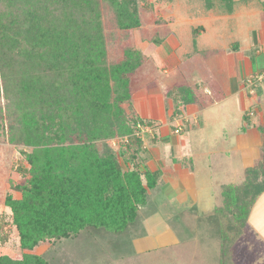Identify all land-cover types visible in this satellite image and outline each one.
<instances>
[{"label": "trees", "instance_id": "trees-1", "mask_svg": "<svg viewBox=\"0 0 264 264\" xmlns=\"http://www.w3.org/2000/svg\"><path fill=\"white\" fill-rule=\"evenodd\" d=\"M203 1L207 10L215 8V0ZM236 1L220 0L221 14L235 13ZM104 3L118 29L142 26L140 5L147 0H0V99L5 100L0 127L7 119L9 141L31 148L22 153L28 166L16 168L24 178L16 183L20 195L9 191L5 197L21 257L0 253V264H52L33 251L43 242L93 230L126 234L160 183V170L141 171L137 161L140 152L147 155L137 133L153 122L131 104L132 77L147 55L125 45L119 58L110 60ZM259 3L264 9V0ZM168 92L176 107L173 117L199 100L190 86ZM114 137L121 139L119 154L111 144ZM261 149L262 158L246 169L241 183L223 186L215 208L240 229L264 192V138ZM2 222L0 239L6 242L7 222ZM227 236L221 242L223 264L237 238L228 242Z\"/></svg>", "mask_w": 264, "mask_h": 264}, {"label": "rangeland", "instance_id": "rangeland-1", "mask_svg": "<svg viewBox=\"0 0 264 264\" xmlns=\"http://www.w3.org/2000/svg\"><path fill=\"white\" fill-rule=\"evenodd\" d=\"M241 1H236L235 12L239 9L243 12L231 16L221 14L220 0H215L212 10L206 9L203 0H147L140 5L142 26L131 31L118 29L113 13L103 4L110 60L119 58L120 48L125 45L142 48L147 59L133 74L134 90H138L141 97L146 95L148 106L156 111H160L156 94H163L161 98L170 101L171 111L163 124H166V132L177 135L180 142L174 145L171 138L160 133L159 149L153 147L158 152L157 162L169 164L174 161L171 157L174 156L185 163L191 152L196 171H183L188 179L182 178L185 185L182 201L178 196H165L158 186L152 189L149 204L139 208L138 221L126 234L120 236L103 230L83 232L55 244L43 242L33 250L35 253L43 254L52 264H223L221 242L228 235V242L231 237L237 238L231 242V258L225 264H264V193L242 229L237 223L226 222L225 214H219L215 209L222 202L223 186L242 182L246 165L243 156L246 153L253 155L250 149H236L233 139L239 135L241 145H245V132L249 134L251 144L253 135L249 130L257 128V150L249 165L253 166L262 158L264 87L260 86L264 83L259 84L264 81V70L257 76L263 75L262 79L247 77L242 60L249 55L264 61V50L260 53L261 58L255 47L252 50L258 31L264 39V9L259 0L253 5L241 4ZM237 43L240 46L235 48ZM174 52L178 57L175 60ZM198 74L203 75L201 84L196 82ZM251 80L256 84L250 85ZM244 83L250 85L249 94L240 88ZM204 84L210 91L202 90L201 93L199 88ZM177 85L190 86L196 89L198 97L205 99L204 106L198 105V109L204 107L198 112V119L191 117L188 123L181 122L179 134L175 133V119L180 116H172L176 107L168 94ZM225 94L230 98L220 102ZM248 95L253 97L254 104H250ZM133 98L132 95L131 100ZM3 102L1 97L0 104ZM131 104L135 109L133 101ZM250 106L256 114L255 126L252 119L246 122L242 119ZM1 120L0 233L4 219L7 223L3 232L8 234V239L6 242L0 239V253L20 258L17 230L8 217L11 209L6 205L5 197L9 191L16 197L20 195L16 183L23 182L24 178L16 168L23 162L28 166L22 153L31 148L10 142L11 125L7 119ZM144 133L138 135L145 138L144 143L152 144L150 133ZM120 140L118 137L111 139L118 154L121 152L118 148ZM145 156V153H139V167L145 163L142 161ZM154 170L160 169L150 171ZM164 180L167 178L161 176L160 181Z\"/></svg>", "mask_w": 264, "mask_h": 264}, {"label": "crops", "instance_id": "crops-1", "mask_svg": "<svg viewBox=\"0 0 264 264\" xmlns=\"http://www.w3.org/2000/svg\"><path fill=\"white\" fill-rule=\"evenodd\" d=\"M246 9H248V8H246ZM242 12L243 11L241 9H239V11L233 13L231 16L238 15V14H240ZM256 39L257 40H255V43H254V46L252 47V50L255 47L256 48V53L259 54V56L261 58L262 55H260V53L264 50V39H263V36H262L260 31H258ZM237 46H240V43L239 44L237 43L234 47L237 48ZM236 51H233V52L235 53ZM256 53H254V54L257 55ZM173 55H174V60L178 58L176 56L175 52L173 53ZM169 57L171 58L172 55L170 54ZM169 61H171V60H169ZM242 62H243V65H244V69L247 72L246 76L247 77H251V76L254 77L255 76L254 80L257 79V76L260 73V71L264 70V65H263L264 61L261 60V59L260 60L259 59L255 60L254 56L250 57L249 55L248 56L245 55L243 57ZM196 78H197L196 82H199L200 84H201V82H204V80L201 79V78H203L202 74H198ZM262 83H264V81H261L259 86ZM194 84H195V82H194ZM248 86H250V85H248V84L246 85V83H244V85H242L240 88H242V90L245 89L246 92L248 91V94H249L250 93L249 92V88L250 87H248ZM261 87H264V86H260V88ZM194 90L196 91V89H194ZM202 90H203V92L210 91V89L205 84L200 86L199 91H201V93H202ZM239 91H240V89H238V91H236V92L238 93ZM156 96L158 97L160 111L159 110L156 111L155 108L152 109V107L148 106L147 96L146 95L144 97L143 96L141 97V96H139L138 90H134V92H133V97L134 98H133L132 101H133V103L135 105L134 106L135 107V111L137 113H139L142 118H145V119L153 122L152 125H149V127L152 126L151 130L144 133V134H149L150 133L149 135H151V139H152L153 142H152V144H146L145 143V147L147 148V152L146 153L148 155V159L145 161V163H143L140 166V168L144 169V170H147V171L148 170H152V169H160L161 172H163L162 176L167 178V180H164L162 182L160 181L161 183L158 184V187L161 190V192H163L165 194V196H169V197L178 196V198L180 199L179 201H182L183 197L181 195L185 196V193L183 192V189H185V185H184V181L182 180V178L184 177L186 179V181L188 179L187 175L185 176V174H183L184 173L183 171L189 169L192 172H195L196 171V167L194 165V162H193L194 159H193V155L191 154V152H189L190 155H188L189 156V161L185 162V163H181V162H179V160L174 159V156H171L174 161L173 162L170 161L169 164L165 163V165H161L159 162H157L158 159H159V157L156 159V157L158 155V152H156V150L153 149V147H156L157 149H159V147H158V144L160 143L159 142V137L161 138L162 135L168 136L169 138H171L172 144H174V145H177L180 141H179L177 135H171L170 133L166 132L167 131L166 124H163L164 121H167L166 120L167 116L169 115V113L171 111L170 110V105H169L170 101H167L166 98H161V97H163V94L161 95V94L158 93V94H156ZM262 96L264 97V93H263ZM248 97H249L250 104H254L255 102H253L254 101L253 97H250V95H248ZM258 97H259V95H257V99H258ZM229 98H230V95H226L225 94V95H223V97H221L220 102L228 100ZM198 99H199L198 102H194V103H190V104L181 106V109H180L181 112L178 115V117L180 116L179 118L181 120L180 119H177V120L175 119V122L177 123L176 127H177V125L180 126L179 124H181V122H183V121L184 122L186 121L188 123L190 121L191 117H195V118L198 119V117H199L198 116V112L200 110L204 109V107L202 109H200V108L198 109V105L202 106L203 105L202 102H204V100H205L204 97H202V96L198 97ZM172 102H173V100H172ZM190 108H192V110H189ZM157 109H158V107H157ZM252 109L253 108L250 106L248 108V110L245 111V113H248V117L253 120L252 122H253V125L255 126L256 114H255V112ZM200 112H202V111H200ZM242 119H243V117H242ZM250 131H252L251 134L253 135V136H251V140H252L251 144H250V140H249V134L247 135V133H245V132H244V138H243L245 145H241V140H240V136L239 135L236 136V140H235V138L233 139L234 142L236 143L235 146H234L236 149L244 148V149H247V150L250 149L252 151L253 155H251L250 153H246L243 156V160L246 163L245 168H244V172L246 171V169L248 167L252 166L251 164L249 165V162H252V159L255 158L254 154H255V151L257 150L256 144H257V138L258 137H256V135L259 134V132L257 131V128H255V127L253 128V130L252 129L249 130V132ZM254 163H255V159H254ZM244 178H245V173H244L243 179ZM174 181H176V182H174ZM159 185L161 186V188H160ZM175 186H177L176 189L174 188ZM158 187H156V188H158ZM156 188H154V189H156ZM151 192H152V190L149 191V195H150ZM260 196H259V198H260ZM259 198H258V200H259ZM258 200L256 201V203L253 206V208L258 203ZM263 227H264V225H263ZM263 230H264V228H263Z\"/></svg>", "mask_w": 264, "mask_h": 264}, {"label": "built area", "instance_id": "built-area-1", "mask_svg": "<svg viewBox=\"0 0 264 264\" xmlns=\"http://www.w3.org/2000/svg\"><path fill=\"white\" fill-rule=\"evenodd\" d=\"M262 77H263V75L257 77V79H258V78L262 79ZM255 84H256V83H255L253 80L250 81V85H255ZM149 128H150L149 126H147V127H145V128H142L140 132H142V131H144V132L150 131ZM180 131H181V127H180V126H177L176 129H175V133H176V134H179ZM138 133H139V132H138ZM138 133H137V134H138Z\"/></svg>", "mask_w": 264, "mask_h": 264}]
</instances>
